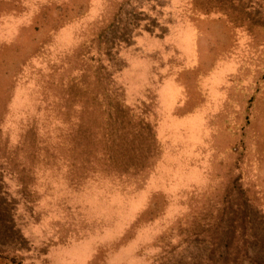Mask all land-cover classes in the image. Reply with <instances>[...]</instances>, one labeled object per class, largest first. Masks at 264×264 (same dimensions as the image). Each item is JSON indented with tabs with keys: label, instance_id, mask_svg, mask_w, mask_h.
<instances>
[{
	"label": "rangeland",
	"instance_id": "obj_1",
	"mask_svg": "<svg viewBox=\"0 0 264 264\" xmlns=\"http://www.w3.org/2000/svg\"><path fill=\"white\" fill-rule=\"evenodd\" d=\"M0 264H264V0H0Z\"/></svg>",
	"mask_w": 264,
	"mask_h": 264
}]
</instances>
